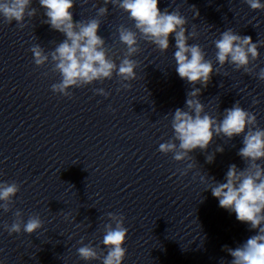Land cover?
Instances as JSON below:
<instances>
[{
  "label": "clouds",
  "instance_id": "clouds-1",
  "mask_svg": "<svg viewBox=\"0 0 264 264\" xmlns=\"http://www.w3.org/2000/svg\"><path fill=\"white\" fill-rule=\"evenodd\" d=\"M245 2L252 10L264 9V3L260 0ZM109 3L127 12L136 29L134 31L123 25L118 29L119 40L127 49L119 64L109 57L106 41L98 35L101 25L99 19L74 22V0H39V4L46 10L45 23L66 37L48 54L39 45L31 48L37 66L44 65L51 56L54 70L61 77L58 83L51 86L54 93L71 98L73 93L69 91L70 88L111 80L114 74L121 81L135 80L138 62L131 57L140 51L138 36L154 44L162 53L169 49V38L174 36V59L179 77L191 85L207 86L214 72L213 64L205 59L206 54L201 46L188 43L189 38H194L196 33H187V20L179 11H160L159 0H104L105 5ZM31 4L32 0H0V16L9 24L16 21L23 27L25 17H33L36 13V9L30 7ZM107 13L106 6L97 10L98 17ZM214 43L217 49L216 60L221 67L229 63L235 69L249 73L250 62L259 57L258 44L253 43L250 36H241L231 29L222 32ZM259 78L264 80V69L259 72ZM123 86L130 88L131 84ZM95 91L105 97L110 95L102 88ZM200 94L201 89L194 87L188 93L187 110H175L171 125L173 139L161 143L158 150L164 154L173 153L174 160L180 162L193 159L189 154L197 148L206 150L214 137L232 139L243 134L244 146L238 155L247 166L240 170L235 164L231 165L226 173V182H216L212 178L213 186L210 189L220 207L234 212L238 221L248 223L251 229L257 230V234L248 238L243 245L227 249L233 258L230 264H264V166L258 163L264 161V129L257 126L256 116L239 103L225 109L223 119L218 121L205 113L204 104L198 98ZM217 151L222 152L223 149L218 147ZM213 159L214 156L208 157V162L211 163ZM191 167L189 164L188 168ZM201 180L204 181L205 177L201 176ZM19 191L20 185L15 182L0 183V201L3 202L0 203V209L10 211L13 197ZM14 215L17 219L10 226L4 225L9 235L21 231L33 234L43 227V221L38 215L30 216L26 222L20 210ZM108 217L112 222L105 225L102 241L108 249L107 254L101 255L91 244H87L77 249L82 260H100L101 264H122L124 261L127 250L123 245L128 234L124 226L125 217L113 213H108ZM80 243L83 244V240Z\"/></svg>",
  "mask_w": 264,
  "mask_h": 264
}]
</instances>
